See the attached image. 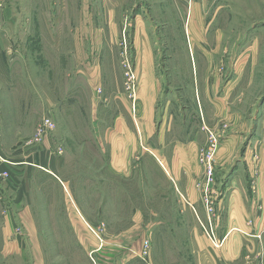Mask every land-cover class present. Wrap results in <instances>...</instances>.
Here are the masks:
<instances>
[{
  "label": "rangeland",
  "instance_id": "obj_1",
  "mask_svg": "<svg viewBox=\"0 0 264 264\" xmlns=\"http://www.w3.org/2000/svg\"><path fill=\"white\" fill-rule=\"evenodd\" d=\"M0 38V228L9 212L31 214L28 227L43 231L48 264H95L97 253L87 260L73 241L76 219L96 246L103 240L120 244V231L148 229L155 220L179 229L198 222L213 245L226 239L224 231L231 234L230 250L235 233L247 238L241 260L222 264H264V200L252 209L246 202V224L240 216L228 227L218 210L233 191L228 181L235 167H241L244 186L249 166L255 170L251 185L261 173L254 139L264 133V0H0ZM144 52L151 54L157 90L144 83L147 62L137 61ZM204 54L225 92L235 87L225 111L210 118L215 124L207 122L205 141L224 126L228 132L241 128L243 137L225 164L213 163L212 183L204 172L200 180L206 184L196 180L182 190L179 174L162 173L153 162L154 155L163 156L155 152L157 132L161 140L167 101L178 109L191 105L196 84L206 81L210 64ZM135 107L143 108V120L151 118L145 135H139ZM182 120L174 121L170 138L186 135ZM198 160L207 172L200 150ZM222 184L224 193L217 187ZM206 189L214 212L208 211ZM194 193L203 211L198 218L192 209L181 221L178 200ZM254 235L252 249L248 239Z\"/></svg>",
  "mask_w": 264,
  "mask_h": 264
},
{
  "label": "crops",
  "instance_id": "obj_2",
  "mask_svg": "<svg viewBox=\"0 0 264 264\" xmlns=\"http://www.w3.org/2000/svg\"><path fill=\"white\" fill-rule=\"evenodd\" d=\"M59 28L65 29L66 27L59 26ZM1 42L2 41L0 40V43ZM204 55L210 64V74L207 75L206 81L205 78H203L200 83L196 84L195 96H193L191 105L178 109V106L176 107L175 105H172L173 101L170 99L167 101L166 120L164 122L161 120L162 124L166 123L165 132L161 135L163 144L158 138V132H160L158 130L157 141L160 144L156 145L155 148L157 149V151H155L157 152L156 155L159 153L158 150H161L163 152V156L159 158L160 153L159 156H155L153 154L155 157L153 158V162L156 164L158 167L156 168L160 172L167 174L170 171L177 175L179 174L177 177L180 181L176 185L182 190H189L190 188H193V182L200 180L202 175H204V172L206 173L205 169H203L204 166L202 167L198 160L199 150L202 162V150L207 149L209 144V136L207 137V141H205V129L208 128V123H211L215 117L225 111V104L231 95L230 91L232 88L235 89L232 85V88L225 92V86L222 88V81L214 63L212 66V58L208 57L206 54ZM140 60L147 62V66L143 72L144 75L146 74V82L144 81L145 85L149 88L157 90V80L152 74L150 52L142 53V55L138 57L137 61L139 62ZM3 71L5 75L7 74L9 77H14L12 70L6 69ZM9 79L8 81L10 82ZM230 81L231 79H228L226 83L229 84ZM204 106L207 109L206 114ZM142 109L143 108L135 107V110H138L139 114H136L137 120L134 118L140 132V136L141 134L145 135V132H142V130L145 129L144 127H147L146 124H149L150 130L153 126L150 120L151 118L148 119L149 121H145V119L143 120V118H141ZM178 117H182L183 119L180 126L183 130H185L186 135L184 137L174 136L170 138V135L172 134L171 132L175 129L176 125L174 124V121L179 119ZM211 117L213 120L210 121ZM232 117L234 116L232 115ZM143 121L144 123H142ZM231 121H233L236 125V117L231 119ZM214 122L215 121H213L212 124ZM235 125L233 126L235 127ZM230 130L232 132H228L226 130L228 132L227 135L229 136L228 137L226 135L225 138V140L228 139L227 144L220 147L218 152H216L217 160L214 159V164L220 162L221 160L223 161L222 163L225 164L227 157L235 155V151L237 149L234 150V143L242 141L243 135L240 134L241 128H233L230 126ZM262 135L263 136L259 138L255 137L254 139V147L260 155L259 172H261L256 183L254 185H251L250 183L251 178L254 177V168L249 166L250 168L247 170L249 174L246 173L244 186L242 182L238 180L241 167H235L233 174H231V178L228 181V184L231 188H233V191L222 208L221 202L219 204L218 210L223 211L228 227L229 224H232L233 222L237 223L240 216H242L240 223L244 220L243 223L245 222L246 224V214H250V206L248 208L246 202L249 205L251 204L252 209V205H260L261 200H264V162H262V153L260 152V150L264 151V133ZM133 136V140H136L135 132H133ZM151 136L152 135H150V137ZM171 139H173V141H171ZM150 142L151 141H149V143ZM190 181L192 182L191 184ZM199 182H201V180ZM201 183L206 184V182ZM210 187L214 188V185ZM217 187L219 190L221 189V193H224V190L227 188L224 185L222 188L220 185ZM256 192H258L257 198L255 195L253 196V193L256 194ZM201 200V196L195 193L191 195V197H185L184 199L180 198L178 200L180 207L177 210L178 215H182L180 220L183 221L184 217L188 219L189 211H192V209L199 218V212L203 211L201 207H198L202 205ZM224 200L225 197L222 198V201ZM258 213L259 211H257L256 215H258ZM190 215L194 217L193 214ZM32 219L34 220L33 215L18 212H9L4 216V224L2 228H0V264H48L45 257V245L42 239L43 231H40L39 228L34 229L28 227L27 221ZM75 221H77L78 227H76L75 222H73L74 225L71 229V233L74 238L73 241L81 247L87 260L91 254L94 252L97 253V261L94 259L95 264H222V261L233 263L241 260L244 252L246 251L244 248V241H246L247 238L237 233H235L236 245L232 248V250H230L226 246V242H228L231 237V234H229L228 231H224L225 234L222 232L226 239H223L221 242L219 241L220 239H218L220 244L213 245V236L206 234V232L201 229L198 222L191 229L188 228L189 222L185 223V228L179 229L172 228L169 224H164L166 226H163V223H165L164 220L152 221L149 224L148 229L143 225H138V227L133 226L134 228L130 227L120 231V244H109L108 240H106V244H102L104 240L102 241L101 239V244L96 246L97 240L92 237L90 232L88 234L85 233L82 227V222L78 219ZM22 223H24L25 227H22L24 229L20 232L17 229L20 225L22 226ZM233 225H235V223H233ZM203 227L205 229L206 226L203 225ZM260 232L264 235V213L263 223L260 224ZM246 234L248 235L247 232ZM110 235H112V233H110ZM108 236V233L106 234L104 232L102 234V238H107ZM214 236L217 238L215 234ZM255 236L257 237V235H254L253 239H248L251 243L250 247L252 249L256 247V241L254 240ZM146 245L147 254L145 255L144 250ZM228 253L234 254V256H229ZM54 264L70 263H66L63 260L58 262L54 261Z\"/></svg>",
  "mask_w": 264,
  "mask_h": 264
},
{
  "label": "built area",
  "instance_id": "obj_3",
  "mask_svg": "<svg viewBox=\"0 0 264 264\" xmlns=\"http://www.w3.org/2000/svg\"><path fill=\"white\" fill-rule=\"evenodd\" d=\"M51 123V120H46V126L44 127V130H46L49 125ZM227 130V126H224L222 129L220 130H217V131H210L209 132V144H208V147L207 149L205 150H202L203 154H202V159H203V162H204V165L207 169V172L209 174V180L207 182V184L209 185V183L211 182L212 183V179H211V176H212V173L214 171V156L217 152V150L219 149V146L221 145V141L222 139L226 138L223 133H225ZM40 131L41 128H40ZM221 131H223L221 133ZM209 188V187H208ZM208 192H209V189H206L205 190V193H206V205L208 206V211L210 212H214L215 211V208L213 206V200H211L209 197H208ZM144 254L146 255L147 254V245L145 246V250H144Z\"/></svg>",
  "mask_w": 264,
  "mask_h": 264
}]
</instances>
